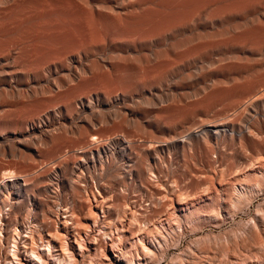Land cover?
Masks as SVG:
<instances>
[{"label":"bare ground","instance_id":"bare-ground-1","mask_svg":"<svg viewBox=\"0 0 264 264\" xmlns=\"http://www.w3.org/2000/svg\"><path fill=\"white\" fill-rule=\"evenodd\" d=\"M263 3L0 0V264L159 226L264 264Z\"/></svg>","mask_w":264,"mask_h":264},{"label":"rangeland","instance_id":"rangeland-1","mask_svg":"<svg viewBox=\"0 0 264 264\" xmlns=\"http://www.w3.org/2000/svg\"><path fill=\"white\" fill-rule=\"evenodd\" d=\"M262 11L264 12V3L262 6ZM213 28H217V26H213ZM180 52H184V51H180ZM234 52H239V50L237 48H234ZM216 54L217 53L215 52L214 55L213 54L208 55L207 58L205 60H203V63L209 62L210 60H213V59H217ZM243 56H246L248 59L253 58V56L246 54V53ZM223 64H225V63L218 64V66L223 65ZM244 200H245V197L241 200L243 204L246 202V200L245 201ZM245 204L243 205V207L246 206ZM254 210H255L254 207H251L252 213L255 212ZM242 211H241V213H239L238 217L236 218V222L231 221V222L224 223L222 226V231H225V230L228 231L229 230L228 231L229 234L231 233L230 235H232V236L236 235V237H237V235H241L242 234L241 231H245L244 228L246 226L248 227L250 225V223H252V221H250L248 218V215H247L248 212H246L247 210L243 209ZM177 228H178L177 226H174L173 231L169 232L170 233L169 234L162 227H160V226L158 227V230L156 232H157V234H159L158 232H160V235H161V238L158 239L159 245H157L158 242L156 243L154 241H151L152 245H155V246H153V251H152L154 254H151L152 252L150 253L148 251H143L144 249L140 250V248L137 249V251H136V248L134 246L135 244L132 241H128V242L123 241L122 242V239L120 237H119V239H117L118 237H116V238H114V241L111 243L110 241H108V237L104 236L105 238H103V240L105 241V243L108 244L107 251L103 252V253L98 252L97 255L91 251V254L88 257H86V263L85 264H91L92 262H93V264L94 263L95 264H97V263H100V264H112V263L113 264H230V263L231 264H256L257 263L256 259L252 255H250L248 250L247 251L245 250V252L244 251H237L236 252V251L228 250V252H227V249L226 250L224 249L225 246L222 243L223 242L222 239L224 238V236L221 238L222 242H220V238H218V236H217V231L212 230L213 233H211L210 228H207V229L204 228L201 232V236L199 237V236L192 235V233H189V234L187 233V234L183 235L181 232H179L180 229L178 228L179 230H177ZM232 231H234V232H232ZM101 232L102 231L93 230L92 235L94 234L93 237H97L98 235H102ZM234 233H235V235H234ZM180 235H182V236H180ZM236 237H234V238H236ZM217 238L219 239V241ZM191 240L193 242H191ZM196 240H197V242H196ZM219 243H221L224 247L223 246L221 247L220 246L221 244H219ZM159 246L161 247L160 249H159ZM208 247H211V248H208ZM41 248L42 247H38L37 251L42 256V258L40 260L34 261L33 264H59L57 262V260H55L56 259V254H55L56 252L53 249H51V251H49V252H46ZM118 249L120 251H118ZM141 252H143V253L146 252L145 253L146 255L145 254L143 255ZM239 252H240V254H239ZM79 254H80V252H78V248L72 249V248L65 246V256H67V258H66V262L65 263L61 262V264H71V263L74 264V262L80 260V256H78ZM118 254H119V256H118ZM120 254H122V255H120ZM113 256L120 257L122 260H120L118 262H113L112 258H111ZM129 256H130V258H129ZM19 257L20 258H26L24 256V254H22V252L19 255ZM15 263L16 262H14V264ZM81 263L82 262H79L78 264H81Z\"/></svg>","mask_w":264,"mask_h":264}]
</instances>
